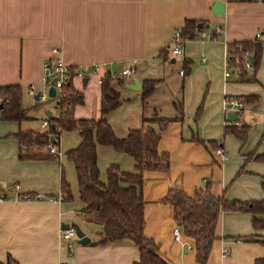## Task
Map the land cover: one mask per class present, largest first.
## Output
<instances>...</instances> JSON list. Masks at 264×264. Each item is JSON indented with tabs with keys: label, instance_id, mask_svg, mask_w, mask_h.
Returning a JSON list of instances; mask_svg holds the SVG:
<instances>
[{
	"label": "crops",
	"instance_id": "crops-1",
	"mask_svg": "<svg viewBox=\"0 0 264 264\" xmlns=\"http://www.w3.org/2000/svg\"><path fill=\"white\" fill-rule=\"evenodd\" d=\"M214 1L0 0V87L18 85L22 96L27 95L36 101L27 89L31 85L34 92L38 86L39 92L43 90L44 63H51L58 57L68 67L82 68L87 72L96 67L95 73L72 79L73 88L82 95L81 105L89 90L94 101L90 112H79L76 116L73 110V116L96 119L99 117L100 99L98 77L105 73H118L131 61L134 62V72L121 78L122 84L117 87L123 101L105 118L116 137H123L129 129L143 125L142 119L170 120L162 128L155 122L144 124L158 133L156 150L167 154L168 166L164 171L143 172L140 188L143 200L142 233L153 241L157 252L168 264H197L192 241L181 232V243L172 239L171 230L175 224L171 208L161 202L169 189L191 195L207 182L214 196L236 201L264 200V193H260L259 188L240 176L236 178L240 167L224 155L223 143L218 138L220 131L216 129L217 115L214 117L212 114L213 119H209L205 114L201 117L200 113L199 117L192 119V123L189 117L203 87L197 88L191 82L197 70L204 79H208L205 92H209L207 100H210L206 101L207 106H212L216 96H223L218 108L222 116L220 129L225 122H232L226 121L228 113L224 115L222 110L225 98L242 100L241 97L247 95L259 97L256 92L227 94L226 82H243L232 70L228 79H224L222 74L224 81L220 71H217L216 78L224 82L221 86L217 80L212 83L211 73L216 74L213 63L220 66L225 43L260 40L261 54L264 52V0H220L223 3L222 16L212 14ZM185 20L201 23L195 38L205 31L209 39L186 40L181 53L182 61L187 64L186 72L179 76L172 70L173 56L176 55H170L166 45L172 32L180 30ZM52 48L58 50L57 55L51 52ZM83 79L85 82H82ZM144 79L155 80L156 84L142 108L140 90H131L126 85L133 80L140 85ZM257 83L260 84L258 80ZM123 90L132 91L134 95L122 97ZM257 102L258 99L248 103V106L253 109ZM29 107L31 104L23 108ZM40 107L27 112L34 119L32 121L20 124L0 121V264H133L137 259V250L130 241L97 243L100 227L84 221L78 213L82 206L72 164L74 177L69 175V184L64 179L69 191L71 186L74 194L72 196L71 193L69 201H63L59 195L63 170L53 157L17 158V142L10 134L18 129L44 131L38 125L46 117L45 112L49 115L56 113L52 101L49 109ZM238 115L234 120H238ZM202 125L206 128L200 130L198 127ZM74 132L77 145L79 137ZM211 141H220L219 147L212 146ZM75 146L67 148L63 155ZM215 148L221 149V156L213 154ZM95 150L100 181H105L102 169L106 170L109 164L117 165L122 172L135 171L132 158L124 153L100 145ZM101 154L107 155L104 164L100 162ZM241 156L244 159L243 154ZM246 216L241 212L218 213L214 226L215 239L206 264H253L254 259L264 256V246L255 241L264 236V227L253 230ZM64 225H76L95 244H78L73 239L70 250H66L59 237ZM244 237L252 240H243ZM223 248L227 251L224 256L221 254Z\"/></svg>",
	"mask_w": 264,
	"mask_h": 264
},
{
	"label": "trees",
	"instance_id": "trees-1",
	"mask_svg": "<svg viewBox=\"0 0 264 264\" xmlns=\"http://www.w3.org/2000/svg\"><path fill=\"white\" fill-rule=\"evenodd\" d=\"M197 24L195 21L185 20L180 28L181 34L188 39L194 38L199 32ZM261 42L253 40L225 43L230 54L246 51L252 56V75L250 78L242 77L243 82L257 83L254 72L261 57ZM186 66V62L182 61L183 75L186 72ZM121 84V79L112 82L104 77L100 85L99 117L96 119L75 118L73 109L76 105L82 104L83 98L79 92L75 91L69 79L61 86L60 91L49 99L54 102L56 113L44 118L47 122L46 130L18 129L10 136L17 142V158L29 160L53 157L48 153L49 144L57 146L58 136L62 131H76L79 142L74 148L68 149L64 156L72 164L75 174L77 194L83 207V210L78 213L82 215L84 221L100 227L97 243L128 240L137 250V259L133 264H168L157 252L153 241L142 233L143 200L140 193L143 172L164 171L168 166V157L166 153L157 152L156 143L159 135L152 127L144 125L149 122L145 119H142L143 125L129 129L123 137H116L113 134L105 116L123 101L117 90ZM155 84L156 81L151 79L141 81L139 90L142 108ZM241 99L245 103L252 104L258 97L247 95ZM37 106L36 104L29 108L21 106V89L18 85L0 87V121H12L17 124L32 121L34 119L30 118L27 112L36 109ZM169 121L155 119L152 122L162 128ZM248 128L249 125L243 122L239 126L232 122H225L222 135H232L239 143H243ZM219 142L211 141L210 144L219 147ZM259 143L262 145V150L248 152L243 156L244 161L264 162V110ZM97 145L108 146L116 152L131 157L135 171L122 172L117 165L109 164L105 170V181H100L96 164ZM41 148H43V154L38 153ZM208 187V183L205 182L203 187L196 189L191 195L181 190L169 189L161 199L162 203H166L171 208L175 226L184 237L192 241L194 260L197 264H206L211 243L215 239L214 226L220 211L250 214L253 230L262 229L264 225L260 217L264 214V200H227L223 196L212 195ZM262 187H264V181ZM59 195L63 201L71 199L69 187L62 172ZM243 240L252 239L244 237ZM255 241L264 246V236ZM253 264H264V256L254 259Z\"/></svg>",
	"mask_w": 264,
	"mask_h": 264
},
{
	"label": "rangeland",
	"instance_id": "rangeland-1",
	"mask_svg": "<svg viewBox=\"0 0 264 264\" xmlns=\"http://www.w3.org/2000/svg\"><path fill=\"white\" fill-rule=\"evenodd\" d=\"M208 40L209 36L208 34L203 31V33L199 34L197 38L194 37V39H190V41H200V40ZM188 40V39H187ZM186 40L184 41V46H186ZM193 50L195 51V49L193 48ZM224 52V51H223ZM223 54L221 53L222 56V63H221V56H220V66H217V63H213V66L216 68V74L211 73L212 74V83L217 80L219 85L221 86L222 83L224 84V79L222 78V74L224 70H229V72L232 70L230 67H227L223 64ZM173 58L175 59L174 62V66L172 68V70L177 73L178 71L182 70L181 67V63H182V55L179 54L176 57L173 56ZM196 61V58H195ZM197 62V61H196ZM219 68V69H218ZM218 69V70H217ZM258 70V71H257ZM256 72L254 73L255 78L258 80V82L261 84H258L256 82H242V83H228L226 82V87H225V92L228 94H235V93H243V94H248L251 92H256L258 93L259 97H258V105L255 106V108H250L248 106V103H245L243 100H239L242 102V110H241V114L238 115V122L242 123L240 120L244 121L245 124L249 125L248 128V132L246 135V139L243 143H239V141L232 135H222V129H220V121H222V116H220V110L218 108H220V103L222 101V94L216 96V101L212 104L211 107H208L206 103V101L208 99L209 96V92H205L207 84H208V79H204V77L202 76V73L197 70L196 73H194L192 75L191 78V82L198 88L199 86H202V91H201V97H203L202 95H204V98L199 99L198 103L195 105L193 112L191 113V115L189 116L191 118V123H192V119L195 118V116L200 115L201 113V117L203 114H205V116H208L209 119H213V117L211 116L212 114L215 115L216 118H218L217 122H216V129L219 128V140L223 143L224 146V155L226 156L227 159H231V162L237 163L239 164V167L242 168L240 171H237L236 173V178L238 176L244 178L245 180H247L248 182L252 183L253 185H255L257 187V189L259 188V192L260 193H264V187H262V182L264 181V162H258V161H254V160H247L244 161V159H242L241 154H243V156L245 154H247L248 152L251 151H255L258 152L261 148L262 145L259 143V137L262 131V121H263V110H264V52L262 51L260 60H259V64H258V68H257ZM220 71L221 73V78L223 81L219 80L216 78V76H218V72ZM219 73V74H220ZM244 75V76H243ZM251 71L246 72L245 74H241L239 75L237 78L239 80L242 81V77L244 78H250L251 77ZM262 88H260L258 85ZM37 91L39 92V86L36 87ZM127 94H132L134 95V92L132 91H128V90H123L122 93V97H125ZM87 98L84 101L83 105H76L74 107V114H76V116H79L77 114H82L83 112H90L91 111V107L94 103L92 96L90 95V90L86 91V95ZM201 101H203L202 106H200ZM35 102L36 105H38L37 107L40 108H44V109H49L51 107V101L47 100L46 102H40L38 100L36 101H32L27 95H21V105L23 107H28V105L31 104L34 105L33 103ZM48 102V103H47ZM93 109V108H92ZM198 109V110H197ZM35 110V109H34ZM201 110V111H200ZM218 111H219V117H218ZM80 112V113H79ZM250 116H246L249 115ZM200 117V120H201ZM199 120V121H200ZM149 121H151V123H154L152 121H155V119H150ZM243 122V123H244ZM201 124V122H200ZM38 125V123H37ZM193 127L195 128V124L193 122ZM200 130L204 127L203 125L200 127H198ZM37 129V127H36ZM76 145V134L74 131H66V132H62V134H60L59 136V142H58V147H56V151L59 152V154L57 153V155H59V157H57L56 155H53V159L55 161H57L62 170H63V175L64 178L66 179V181L69 184V180L68 177L71 174L73 176V170H72V166L71 163L66 160V158L63 155V152L72 146ZM43 148L39 149V151H42ZM107 155L105 154H101L100 155V162L101 164H104L103 161L106 160ZM103 166V165H102ZM250 170V171H249ZM102 173L103 175L105 174V170L104 168L102 169ZM74 177V176H73ZM70 186V185H69ZM70 195L72 193L73 196V190L71 189L70 186ZM242 213V212H241ZM244 213V212H243ZM246 215H248L249 217V221L251 224V217L250 214L245 213ZM247 217V216H246ZM248 217H247V221H248ZM261 219L263 220V224H264V214L261 216ZM264 227V225H263ZM264 231V230H263Z\"/></svg>",
	"mask_w": 264,
	"mask_h": 264
},
{
	"label": "built area",
	"instance_id": "built-area-1",
	"mask_svg": "<svg viewBox=\"0 0 264 264\" xmlns=\"http://www.w3.org/2000/svg\"><path fill=\"white\" fill-rule=\"evenodd\" d=\"M188 38L186 36H183L180 32V30L176 29L172 32V35L166 45L168 48L170 55H179L182 53V47L184 44V41ZM51 52L54 55L58 54V50L56 48H52ZM250 55L244 51L240 54H230L227 50V47L225 45V50L223 54L224 59V65L227 67H230L232 69V73L236 77H238L241 74H245L246 72H249L252 70V62H249L248 57ZM201 61H203V58H201ZM134 62L131 61L129 66L121 69L118 73H105L103 76L98 77L97 83L101 85L102 80L104 77H107L110 81L114 82L117 79L125 78L129 75H131L134 72L133 68ZM182 67V65H181ZM96 67L91 69L89 72L85 71L82 68L78 67H68L62 64L61 60L56 57L54 58V61L51 63H44L43 64V75L41 78L42 87L43 90L41 92H38L37 100L40 102H46L51 97H49L46 93L47 87L51 85L54 90V96L60 91L61 86L67 82L69 79H72L74 77L82 78L85 77L88 73H95ZM182 70L178 71V75L182 76ZM231 72L229 70L223 71V77L224 79H228L230 77ZM28 94L35 95L37 92H34L33 87L30 85L27 89ZM242 109V102L239 101L236 98H225L222 102V110L224 115L227 113L233 112L235 115H238L239 112ZM232 123H234L236 126L240 125V122L238 120H233ZM39 128L42 130H46L47 128V122L45 119L41 120L39 123ZM48 153L51 155H57L56 147L54 145L48 146ZM213 154L217 156H221L222 151L220 148H215L213 150ZM172 239L173 241L177 243H181V233L177 226H174L171 230ZM59 237L62 243H64V247L66 250H70L71 243L73 242V239H76L75 232L71 226H68L67 228H62L59 232ZM187 248H190L187 246ZM227 251L225 248L221 250V254L224 256L226 255Z\"/></svg>",
	"mask_w": 264,
	"mask_h": 264
},
{
	"label": "water",
	"instance_id": "water-1",
	"mask_svg": "<svg viewBox=\"0 0 264 264\" xmlns=\"http://www.w3.org/2000/svg\"><path fill=\"white\" fill-rule=\"evenodd\" d=\"M211 12L212 14L215 15H219L222 16L223 15V3L220 0H216L214 1L212 7H211ZM201 23L197 24V28H201ZM249 62H252V56L248 57ZM82 82H85V79L82 80ZM127 88L131 89V90H139L140 89V85L139 82L137 80H133L130 84L126 85ZM46 93L49 97H53L54 96V90L53 87L51 85H49L47 87ZM38 97V93H36L34 95V100H37ZM45 116H49V113L46 111L45 112ZM235 118V114L232 113H228L226 115V121H233ZM81 211L83 210V207H81L80 209ZM68 225H64L63 228H67ZM71 227L73 228L74 232H75V236H76V241L78 244H90V245H94L95 242H91L89 241V238L86 237L79 229L76 225H71Z\"/></svg>",
	"mask_w": 264,
	"mask_h": 264
}]
</instances>
